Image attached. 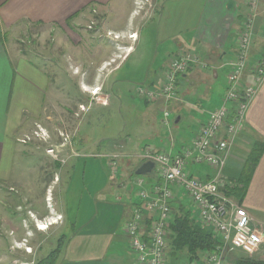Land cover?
<instances>
[{"label": "crops", "instance_id": "1", "mask_svg": "<svg viewBox=\"0 0 264 264\" xmlns=\"http://www.w3.org/2000/svg\"><path fill=\"white\" fill-rule=\"evenodd\" d=\"M169 1L171 2L168 0L166 4H169ZM175 1L179 2V8H175L178 4L174 3L168 7L169 19L166 25L170 28V33L166 38L171 44L165 50V65L161 76L148 78L150 80L148 86L158 87L163 83L164 70L168 65L169 57L173 54L193 51L200 55L207 67L197 66L185 74L179 85L176 99L169 104H166L163 99L145 100L149 109L146 112V118L153 124L156 120V112H163L165 108H169L172 113L177 112L174 125L178 132L168 142L164 130L160 126H155L150 134L153 145H146L144 150L150 147L155 150H172L174 154H177L189 145L198 134L202 125L207 121L209 112L224 103L228 86L226 62L233 58L239 42L241 27L244 21L250 17L255 19V33L248 68L243 80L245 83H252V68L264 57V3H259L256 9H252L247 0H200L193 19L191 10L188 11V8L185 10L184 7L188 5V0ZM194 3L195 1L191 0L189 6ZM124 6L125 0H0V190L2 196L6 191L4 184H7V190L9 189L12 197L17 196L18 188L12 180V164L17 144L28 138L35 131V126L39 123L42 124L43 120L51 121L50 110L51 108L55 109L56 106L52 101L57 100L56 85L52 80V73L48 71V66L43 64L47 59L29 58L19 50L13 39L12 42L8 40V34H24L37 26H63L68 21L79 25L86 19L95 18V14L101 16L105 25L106 22L108 23L110 14L120 15ZM133 10L134 7L128 17H125L127 20L125 25L108 28H113L116 32H123L125 35L136 33V38L139 39L137 26H141L153 10L149 15L147 11L143 10L136 14V16H140L136 25L131 24L130 17ZM159 32L160 30L158 35ZM76 42L78 43L79 40ZM76 45L75 49L79 53V46ZM126 46L124 56L114 61L107 59V63L112 67L111 72L121 67L122 61L132 50L130 43ZM36 59L39 64L36 63ZM151 62L153 63L154 60ZM84 84L88 86L84 88L85 91L99 88L102 92L105 89L108 91V87L113 88L111 82L108 81V76L100 80L98 77L96 78V75H93L92 81ZM108 92L106 96H108ZM97 93L95 91V94ZM105 98L107 97L103 99ZM192 98L210 102L211 109L206 113L203 109H199L193 116L188 108V104L193 102ZM108 104L110 105V102L101 105L108 107ZM196 105L202 108L199 103ZM189 114L192 116L193 123H196V131L192 135H189L188 131H184L185 128L182 129ZM180 129L181 131H179ZM55 130L58 136L62 132L59 128L58 130L55 128ZM74 130L76 131L72 130V142L63 144L62 141L60 145L51 143L59 149L61 161L52 159L56 161L60 171L68 165L71 166L69 168L71 170L77 157L88 154L89 143L86 140L75 139L79 131ZM256 143L264 144V82L252 100L245 122L232 143L227 164L222 170V176L227 178L229 183L226 187L221 188V191L232 196L246 209L251 216L252 225L260 232H264V150L254 168L248 186L246 188L239 186L240 189L236 193L239 195L238 197L234 190V186H238L237 180L242 175L244 166ZM124 146L121 145V148L124 149ZM76 147L79 149L77 150ZM122 155L125 156V154ZM62 160H65V163ZM73 161L74 163H72ZM189 170L193 175L202 179H210L216 174V171L206 164L190 163ZM60 171H57L56 174H59ZM115 176L116 178H114ZM115 176L111 177V187L105 192L97 194L95 204L93 203V206L86 209L88 217L83 221V225L63 242L57 264H137V254L131 248L130 238L123 229L124 224L132 217L134 207L140 202L138 188L134 184L135 169L127 168V165L120 162L118 173ZM146 179L149 188L160 182L155 174L147 176ZM173 191L175 198L172 206L178 208V205L181 204L195 217L198 225L214 234L212 227L201 223L199 210L186 192L178 187H173ZM2 201L3 197L0 204ZM186 201L196 207L198 215L193 214ZM22 205L24 204L19 205L18 208ZM12 213L14 214L15 211ZM58 214H63V223L65 224L75 220L66 213L63 207ZM80 216L81 212H78L77 217ZM41 221L43 220L41 219ZM147 223L148 225L151 223L150 219L147 220ZM54 224L56 223H49V225ZM169 261L170 264H188L190 262L189 256L185 252L180 253L178 258L170 257ZM227 264H264V247L253 254L236 249L228 254Z\"/></svg>", "mask_w": 264, "mask_h": 264}, {"label": "rangeland", "instance_id": "2", "mask_svg": "<svg viewBox=\"0 0 264 264\" xmlns=\"http://www.w3.org/2000/svg\"><path fill=\"white\" fill-rule=\"evenodd\" d=\"M174 1L166 4L168 0H125L120 15L110 14L105 25L101 16L95 14V18L86 19L79 25L68 21L63 26H37L24 34H8V40L12 42L13 39L19 50L29 58L47 59L43 64L52 73L57 100L52 101L56 106L50 110L51 121L43 120L42 124L35 126L28 141L17 144L12 164V180L18 188L17 196L12 197L7 184H4V190L7 191H4V196L0 190V202L3 197L0 204V264H37L39 259L63 246L67 237L87 219L86 209L95 204L96 195L111 187L112 175L107 155L120 154L121 162L136 171L143 163L138 156L146 145H153L150 134L155 126L164 130L168 142L177 135L178 130L174 125L177 112L170 111L169 128L161 122L163 112H156L153 124L146 118L149 109L145 99L136 94L138 86H148L149 77L161 76L166 59L165 50L171 44L166 38L170 33L166 25L168 7L174 3L178 4L175 8H179V2ZM194 1L190 5L191 9V0L187 1L188 7L184 6L185 10H191L193 19L200 0ZM133 7L130 19L134 25L140 18L136 14L141 10L147 11L148 15L153 10L149 18L137 26L139 39H130V34L108 28L125 25ZM129 43L132 50L122 61L121 67L111 72L112 67L107 59L114 61L124 56L126 44ZM76 44L79 53L75 49ZM36 63L39 64L37 59ZM93 75L100 80L108 76L113 88L108 87L109 92L106 89L102 92L99 90L97 94L93 90L85 91L84 88L88 86L84 83L92 81ZM192 101L188 108L193 116L199 109L205 113L211 109L210 102L199 98H192ZM108 102V107L102 106ZM193 122L189 114L182 128L189 135L196 131V123ZM55 128L62 130V139L59 138L61 132L58 136ZM74 129L79 131L75 139L89 143L88 154L77 157L71 170L68 165L60 171L56 161L46 153V148L51 143L60 145L65 138L68 139L66 142H72ZM49 136L51 139L43 140V137ZM121 145H125V150ZM57 171H60L59 174H56ZM21 204L24 205L18 208ZM186 204H189L194 215H198L194 205L189 201ZM62 207L75 219H71L73 222L63 223V214H58ZM78 212H81L80 217H77ZM41 219L45 224L57 223L40 230L37 225Z\"/></svg>", "mask_w": 264, "mask_h": 264}, {"label": "built area", "instance_id": "3", "mask_svg": "<svg viewBox=\"0 0 264 264\" xmlns=\"http://www.w3.org/2000/svg\"><path fill=\"white\" fill-rule=\"evenodd\" d=\"M256 9L264 0H247ZM254 17L244 21L239 42L233 58L227 60V91L224 103L211 110L191 143L180 153L172 150H155L148 147L138 157L155 163L154 173L160 182L148 187L145 176L136 175L134 184L138 188L140 202L134 207L132 217L124 224V232L130 238V245L137 254V264H170L169 236L170 224L174 218L172 202L175 198L173 187L186 192L199 210L202 224L212 227L218 239L214 248L202 252L188 264H227L228 254L241 249L249 254L264 247V232L251 223V216L236 199L221 191L228 185L222 170L227 164L229 151L246 119L247 111L259 87L264 82V57L252 68V83L244 82L248 68L252 40L255 33ZM136 39V33L129 35ZM207 67L198 53L188 51L169 57L164 70L163 83L158 87L140 85L136 94L145 100L163 99L166 104L176 99L182 77L194 67ZM98 92L99 88L93 90ZM82 108L84 106H81ZM171 112L163 110V124L170 127ZM64 137L63 132L60 133ZM42 139V138H41ZM29 140V137L22 142ZM44 141L49 137H43ZM65 138L63 144L66 142ZM64 146V145H63ZM46 153L56 161H61L57 146L50 145ZM77 155V153L74 152ZM112 176L119 170L120 154L107 155ZM65 163V160H62ZM206 164L216 171L210 179L193 175L189 164ZM150 219L148 225L147 220ZM43 222V221H39ZM38 226L40 224L38 223Z\"/></svg>", "mask_w": 264, "mask_h": 264}, {"label": "trees", "instance_id": "4", "mask_svg": "<svg viewBox=\"0 0 264 264\" xmlns=\"http://www.w3.org/2000/svg\"><path fill=\"white\" fill-rule=\"evenodd\" d=\"M264 150L263 143H256L248 161L244 166L242 175L237 180L238 186H234L235 194L240 189L239 186L246 188L253 175L254 168ZM174 218L170 224V257L178 258L180 253H187L189 261H192L199 257V255L214 248L218 239L208 229L200 226L196 223L195 217L185 210V207L181 204L178 208L173 207ZM60 248H56L50 254L39 259L37 264H57L58 253Z\"/></svg>", "mask_w": 264, "mask_h": 264}, {"label": "water", "instance_id": "5", "mask_svg": "<svg viewBox=\"0 0 264 264\" xmlns=\"http://www.w3.org/2000/svg\"><path fill=\"white\" fill-rule=\"evenodd\" d=\"M178 121V120H177ZM155 163L153 161L143 162L135 171L136 175L145 176L154 173Z\"/></svg>", "mask_w": 264, "mask_h": 264}, {"label": "bare ground", "instance_id": "6", "mask_svg": "<svg viewBox=\"0 0 264 264\" xmlns=\"http://www.w3.org/2000/svg\"><path fill=\"white\" fill-rule=\"evenodd\" d=\"M54 223H57V221H55ZM39 224H40V226L37 225V228L40 230H46L47 228L50 227L49 224H45L44 222H39ZM51 224H52V222H51Z\"/></svg>", "mask_w": 264, "mask_h": 264}]
</instances>
